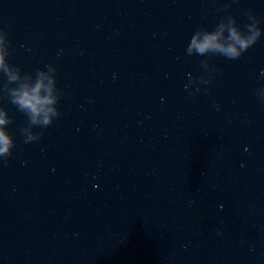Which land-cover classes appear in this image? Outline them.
<instances>
[{"label":"clouds","instance_id":"clouds-1","mask_svg":"<svg viewBox=\"0 0 264 264\" xmlns=\"http://www.w3.org/2000/svg\"><path fill=\"white\" fill-rule=\"evenodd\" d=\"M247 19L249 22L245 23L243 29L232 15L219 17V22L211 31L197 29L190 38L186 53L239 59L262 35L259 27L261 21L251 11L247 13ZM10 55L8 33L0 29V75L4 78L0 85V99H6L26 116L27 124L19 131L27 144L40 140L43 130L61 115L57 105L63 91L57 87L56 68L52 64L44 65L46 70L36 68L34 72L22 73L20 66L9 62ZM200 66L204 69V74L199 77L189 74L188 83L184 85L186 91L192 89L189 96L201 91V85L211 83L212 73L219 71L210 67L207 61H201ZM261 74L264 75V70H261ZM256 96L264 103V86L256 90ZM12 122L6 108L0 106V159L4 162H7L15 147L14 139L7 131V126ZM34 128H39L40 131H33Z\"/></svg>","mask_w":264,"mask_h":264},{"label":"water","instance_id":"water-1","mask_svg":"<svg viewBox=\"0 0 264 264\" xmlns=\"http://www.w3.org/2000/svg\"><path fill=\"white\" fill-rule=\"evenodd\" d=\"M5 0H0V29H2L4 18Z\"/></svg>","mask_w":264,"mask_h":264}]
</instances>
